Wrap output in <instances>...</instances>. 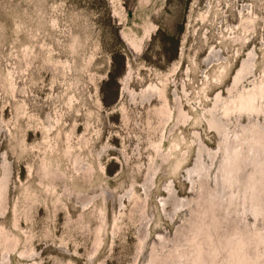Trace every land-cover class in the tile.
Returning <instances> with one entry per match:
<instances>
[{"label": "rangeland", "instance_id": "374dc122", "mask_svg": "<svg viewBox=\"0 0 264 264\" xmlns=\"http://www.w3.org/2000/svg\"><path fill=\"white\" fill-rule=\"evenodd\" d=\"M263 142L264 0H0V264H264Z\"/></svg>", "mask_w": 264, "mask_h": 264}, {"label": "bare ground", "instance_id": "6f19581e", "mask_svg": "<svg viewBox=\"0 0 264 264\" xmlns=\"http://www.w3.org/2000/svg\"><path fill=\"white\" fill-rule=\"evenodd\" d=\"M254 17H255V16H254ZM158 92H159V91H158ZM241 99H242V98H241ZM243 99H244V98H243ZM244 100H245V99H244ZM209 101H210V100H209ZM232 102H233V101H232ZM250 105L252 106L251 103H250ZM167 116H168V115H167ZM208 122H209V121H208ZM252 141H253V140H252ZM253 143H254V142H253ZM263 143H264V142H263ZM226 161H227V158L224 159V164H223L224 166L228 164ZM228 165H229V164H228ZM232 165H236V166H232ZM232 165H231V167H230V166H229V167L226 166V167H224V169H223V174L228 172V174H227V177H228V178H229V176L231 175V172L234 171V170H236L235 168H237V164H232ZM232 169H233V170H232ZM223 174H222V175H223ZM222 180H223V178H221V181H220V182H222ZM229 181H230V179L227 180V181H225V182H226V183L228 182V185H229ZM248 184H250V183H248ZM248 184H247V185H248ZM256 186H257V185H256ZM221 187H222V185H221ZM225 187H226V186H225ZM243 187L246 188L245 186H243ZM227 188H228V187L224 188V189H225V190H224L225 193H223L224 191H222V193H223V194H226V195L228 194V196L230 197V196H232V195H231L232 192L229 191ZM241 188H242V187H241ZM244 188H243V189H244ZM220 189H221V188H220ZM226 189H227V190H226ZM240 190H241V189H240ZM237 191H239V190H237ZM245 191H246V189H245ZM241 192H242V191H240V193H241ZM243 192H244V191H243ZM243 192H242L241 194H243ZM246 192H247V191H246ZM249 192H250V191H249ZM257 192H258V191H257ZM262 193H263V192H262ZM213 194H214V193H213ZM247 194H248V193H247ZM258 194H259V193H258ZM211 195H212V194H211ZM234 195H235V194H234ZM228 196H227V197H228ZM240 196H242V195H240ZM249 196H250V195H249ZM262 196H264V195H262ZM227 197H226V198H227ZM229 197H228V198H229ZM234 197H235V196H234ZM234 197H233V199H234ZM240 199H241V197L239 198V200H240ZM210 200H211V199H210ZM222 200H223V199H222ZM227 201H228V200H227ZM232 201H233V200H230V202H232ZM261 201H262V199H261ZM230 202H229V205H230ZM179 203H180V202H179ZM212 203H213V202H212ZM226 203H227V202H226ZM220 204H221V203H220ZM263 206H264V204H263ZM222 208H223V207H222ZM257 210H258V209H257ZM257 210H256L255 213H257V212L259 211V210H258V211H257ZM260 210H261V209H260ZM220 212H221V211H220ZM262 212L264 213V211H262ZM262 215H264V214H262ZM223 216H224V215H223ZM228 216H229V215H228ZM257 216H259V215H257ZM225 217H226V216H224V218H225ZM230 217H231V216H230ZM242 217H243V216H242ZM230 219H231V218H230ZM237 221H238V220H237ZM263 223H264V222H263ZM225 226H226V225H225ZM263 229H264V228H263ZM232 232H233V231H232ZM237 232H238V231H237ZM237 232H236V233H237ZM220 233H221V232H220ZM230 233H231V232H230ZM241 233H242V232H241ZM231 234H232V233H231ZM221 237H222V236H221ZM226 240H227V239H226ZM240 244H241V243H240ZM209 247H210V246H209ZM209 247H208V248H209ZM206 251L208 252V253H207V255H208L209 252H210V250H209V249H206ZM243 251H244V250H243ZM194 254H195V253H194ZM204 258H205V257H204ZM152 260H153V259H152ZM197 262H198V261H197Z\"/></svg>", "mask_w": 264, "mask_h": 264}, {"label": "trees", "instance_id": "16d2710c", "mask_svg": "<svg viewBox=\"0 0 264 264\" xmlns=\"http://www.w3.org/2000/svg\"><path fill=\"white\" fill-rule=\"evenodd\" d=\"M123 63L125 64V60H124V58H123Z\"/></svg>", "mask_w": 264, "mask_h": 264}, {"label": "flooded vegetation", "instance_id": "af4514ba", "mask_svg": "<svg viewBox=\"0 0 264 264\" xmlns=\"http://www.w3.org/2000/svg\"><path fill=\"white\" fill-rule=\"evenodd\" d=\"M183 202V201H182Z\"/></svg>", "mask_w": 264, "mask_h": 264}]
</instances>
